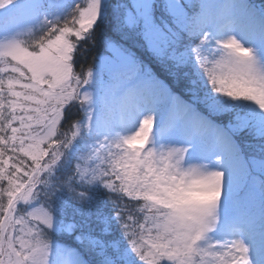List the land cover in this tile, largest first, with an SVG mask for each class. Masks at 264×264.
<instances>
[{"label":"snow or ice","instance_id":"1","mask_svg":"<svg viewBox=\"0 0 264 264\" xmlns=\"http://www.w3.org/2000/svg\"><path fill=\"white\" fill-rule=\"evenodd\" d=\"M0 264H264V0H0Z\"/></svg>","mask_w":264,"mask_h":264},{"label":"trees","instance_id":"2","mask_svg":"<svg viewBox=\"0 0 264 264\" xmlns=\"http://www.w3.org/2000/svg\"><path fill=\"white\" fill-rule=\"evenodd\" d=\"M253 2L259 4L260 0H253ZM109 36H112V32L110 30V25H105L99 32H97V40L95 43V47L89 53L88 59L85 62L86 65H91L94 57L100 56L101 54H103L105 52V38L109 37ZM137 54L139 56H141L143 59H145L146 61L150 60L149 54L145 51L138 50ZM153 65H154V62H153ZM154 67H155V65H154ZM157 71L159 72L160 70L157 69ZM161 75H163V74L161 73ZM175 90L180 91L179 88H176ZM223 119H226V118H223ZM60 241L65 242L69 246L75 247V245L73 244V242L70 239L65 238V239L60 240Z\"/></svg>","mask_w":264,"mask_h":264},{"label":"rangeland","instance_id":"3","mask_svg":"<svg viewBox=\"0 0 264 264\" xmlns=\"http://www.w3.org/2000/svg\"><path fill=\"white\" fill-rule=\"evenodd\" d=\"M106 53L104 52L103 54H101L100 56H103V55H105ZM58 243H63V244H65V242H59L58 241ZM68 245V244H67ZM72 247H74V246H72Z\"/></svg>","mask_w":264,"mask_h":264}]
</instances>
